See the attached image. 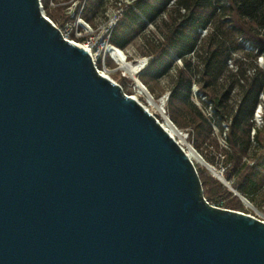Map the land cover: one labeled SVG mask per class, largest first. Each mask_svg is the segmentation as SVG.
I'll return each instance as SVG.
<instances>
[{
    "label": "water",
    "instance_id": "95a60500",
    "mask_svg": "<svg viewBox=\"0 0 264 264\" xmlns=\"http://www.w3.org/2000/svg\"><path fill=\"white\" fill-rule=\"evenodd\" d=\"M0 264H264V222L209 204L180 145L40 0H0Z\"/></svg>",
    "mask_w": 264,
    "mask_h": 264
},
{
    "label": "trees",
    "instance_id": "16d2710c",
    "mask_svg": "<svg viewBox=\"0 0 264 264\" xmlns=\"http://www.w3.org/2000/svg\"><path fill=\"white\" fill-rule=\"evenodd\" d=\"M95 2L88 0L86 12ZM41 3L48 7L50 0ZM166 12V20L160 19ZM158 20L164 33L160 40H147L150 59L137 76L139 81L153 93V85L180 60L166 103L168 118L181 128L189 126L202 142L210 138V119L191 101V87L197 84L213 117L228 124V151L223 155L225 180L239 196L252 204L260 196L264 205V112L262 126L253 119L260 106L259 96L264 93V68L256 64L258 56L264 60V33L260 32H264V0H133L124 7L110 43L123 50L148 24ZM202 31L206 34L201 38ZM246 44L250 51H245ZM238 52L252 62L247 68L235 67L232 72L228 63ZM194 54L196 64L192 60ZM221 76L224 81L220 84ZM234 88L238 100L231 106ZM250 151L255 152L253 156ZM198 175L209 204L241 211L238 196L207 171H198Z\"/></svg>",
    "mask_w": 264,
    "mask_h": 264
},
{
    "label": "rangeland",
    "instance_id": "374dc122",
    "mask_svg": "<svg viewBox=\"0 0 264 264\" xmlns=\"http://www.w3.org/2000/svg\"><path fill=\"white\" fill-rule=\"evenodd\" d=\"M70 1L71 0H57L56 1L57 3L53 2L54 6H52L49 3L48 7H43L45 17L48 18L50 21H52L54 24L61 23L64 19L63 9L65 8V5L63 4H67ZM118 1L119 0H99L97 2L96 0L95 4L89 6L88 12H86L85 9L86 18L83 16L84 20L88 22L91 27H96L101 25L105 21L106 14L115 7V3H117ZM166 14L167 12L164 13V15L160 17V19L166 20L167 18ZM260 32L264 33L262 31ZM163 33H164L163 24L159 20L155 24L152 25L148 24L145 27L144 31L139 36L135 37L133 41H131V43L128 44V46L122 50L123 54L127 57L126 58L127 62L134 63L143 58H149L148 56L149 48H148L147 40H153V41L160 40ZM205 34L206 32L204 34L201 33V38ZM245 46H246L245 51L251 50V47L249 45L246 44ZM199 47H201V44L199 45ZM253 51H254L253 53H255L254 49ZM195 56L196 54L193 55L192 60L196 64L198 59ZM251 62H252L251 58L244 57L242 52H238L235 55H233V59L228 63V68L232 72H234L235 67L247 68ZM175 64L176 67L169 70L166 76L161 77L156 82V84L153 85V93L149 92L148 89L144 86L147 92L149 93V95L152 96L154 105L152 104L151 106L148 105L150 103H148L145 95L138 93V88L136 86V83L133 81L132 77L128 74L127 71L120 69L117 65H114L112 63H106V69L109 70V73L106 76L113 82L120 85L123 92L127 96L136 98L140 104H142L144 107L149 109V111L153 113V115L156 117V119L159 121L160 124L162 123L165 124L164 118L159 115V113H161L160 104L162 101H164L165 103L164 109L166 110V103L168 101L169 90L176 76V68L180 67L181 65L180 60L177 59L175 61ZM256 64L264 68V60L261 58V56H258L256 58ZM197 68H198L197 70H200V66H197ZM143 69L139 70L135 74L134 78L138 79L137 76L140 74V72ZM196 78L198 79V76H196L195 79ZM220 79L221 80H219V83L221 84L224 81L223 76H221ZM230 96L231 97L229 103L231 104V106H233L238 100V91L236 88L233 89ZM259 100L261 107V115H260L261 117L262 113L264 112V93L259 96ZM191 101L198 108L202 110V112L206 115V117L210 119L212 133L208 140L202 142L196 137V134L193 132L192 129H190L189 126L187 127L188 129H186V128H181L172 123L178 130H182V131L187 130V132L190 134L186 138V140L182 137L184 142L183 150L189 153V149H193L204 160L205 163H207L210 167H212L216 172L222 173L224 176L227 167L223 155L225 151H228V146L225 136V133L227 132L228 129V124L220 120L219 118L213 117V112L210 109L209 105L207 104V99L198 89L197 84H193L191 87ZM255 118L256 117L254 114L253 117L255 121L254 123L256 125L261 124L262 126L263 125L262 118L261 120L257 119V122ZM254 153L255 152L250 151L249 155L253 156ZM193 164L197 172L201 170H205L210 176H212L208 172V170L205 169V166H202L197 162H193ZM212 177L216 179L214 176ZM261 201L262 199L260 196L256 198L254 204L248 201L251 204V207L245 206L241 202L242 209L241 211H237V212H241L245 215H249L264 222V205L261 204ZM214 206L225 209L222 207V204H217V205L215 204Z\"/></svg>",
    "mask_w": 264,
    "mask_h": 264
},
{
    "label": "built area",
    "instance_id": "2783aa9c",
    "mask_svg": "<svg viewBox=\"0 0 264 264\" xmlns=\"http://www.w3.org/2000/svg\"><path fill=\"white\" fill-rule=\"evenodd\" d=\"M132 1L133 0H119L117 3H115V7L106 14L105 21L101 25L91 27L90 24L83 18L87 0H71L69 3L63 4L65 5V8L63 9V21L59 24H54L52 21L51 22L58 29L63 39L87 51L97 71L100 74L106 76L109 73V70L106 69V63H112L118 66L114 58V52L118 48L110 43L113 30L122 17L124 7L129 5ZM50 4L54 6L52 0H50ZM41 9L44 14L42 3ZM202 33L204 34L205 31H202ZM124 57L125 59L127 58L125 55ZM143 59L145 60V64L143 66L144 68L148 64L150 58ZM164 104V101H162L160 104L161 113H159V115L165 119V117L168 118V116L166 114V110L164 109ZM148 105L151 106L150 104ZM144 108L153 115V113L149 111V109H147L146 107ZM254 114L256 117V122L257 119L261 120V108H259V106L255 110ZM257 126H261V124ZM179 131L185 140L190 135L187 130ZM174 140L183 149L184 142L182 141V139H180L179 137H175Z\"/></svg>",
    "mask_w": 264,
    "mask_h": 264
},
{
    "label": "bare ground",
    "instance_id": "6f19581e",
    "mask_svg": "<svg viewBox=\"0 0 264 264\" xmlns=\"http://www.w3.org/2000/svg\"><path fill=\"white\" fill-rule=\"evenodd\" d=\"M114 58L116 63L118 64V67L120 69H123L125 71L128 72V74L132 77V79H135L134 76L135 74L141 70L145 64V60L141 59L138 60L134 63L131 62H127V60L124 57V54L121 50H115L114 52ZM138 88V93L145 95L148 103H150V105H154L153 99L152 97L149 95V93L147 92V90L145 89V87L141 86L140 84L137 85ZM165 124H162V127L164 128V130L166 132H168L172 137H179L180 139H182V135L180 134V131L172 124V122L165 117L164 119ZM183 141V139H182ZM186 153V155L189 157V159L193 162H197L198 164L205 166L206 168H208L210 170V172L215 175L216 177H219L221 179V174L216 172L212 167H210L207 163L204 162V160L193 150V149H189V153L184 151ZM245 206L251 207V204L248 202H244Z\"/></svg>",
    "mask_w": 264,
    "mask_h": 264
}]
</instances>
